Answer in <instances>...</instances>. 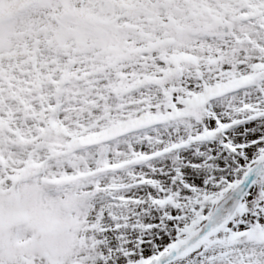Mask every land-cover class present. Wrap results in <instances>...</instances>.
<instances>
[{
    "label": "snow or ice",
    "instance_id": "snow-or-ice-1",
    "mask_svg": "<svg viewBox=\"0 0 264 264\" xmlns=\"http://www.w3.org/2000/svg\"><path fill=\"white\" fill-rule=\"evenodd\" d=\"M0 264H264V0H0Z\"/></svg>",
    "mask_w": 264,
    "mask_h": 264
}]
</instances>
